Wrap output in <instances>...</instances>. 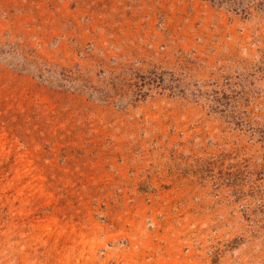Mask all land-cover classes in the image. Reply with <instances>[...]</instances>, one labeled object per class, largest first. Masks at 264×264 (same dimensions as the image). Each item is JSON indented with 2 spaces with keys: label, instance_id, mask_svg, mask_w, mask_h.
<instances>
[{
  "label": "rangeland",
  "instance_id": "rangeland-1",
  "mask_svg": "<svg viewBox=\"0 0 264 264\" xmlns=\"http://www.w3.org/2000/svg\"><path fill=\"white\" fill-rule=\"evenodd\" d=\"M0 264H264V0H0Z\"/></svg>",
  "mask_w": 264,
  "mask_h": 264
},
{
  "label": "crops",
  "instance_id": "crops-1",
  "mask_svg": "<svg viewBox=\"0 0 264 264\" xmlns=\"http://www.w3.org/2000/svg\"><path fill=\"white\" fill-rule=\"evenodd\" d=\"M51 8H52L51 12L53 13L54 9H53V7H51ZM70 10H71L70 15H72L71 17H73L72 23H73V26L75 28L76 26H78L80 24L79 21H78L80 16H79V13H78V9H75V8L72 7V8H70ZM53 15H57V14L53 13ZM66 21L68 22L69 20H66ZM74 33H75V31H74ZM76 34L77 33H75V35Z\"/></svg>",
  "mask_w": 264,
  "mask_h": 264
}]
</instances>
